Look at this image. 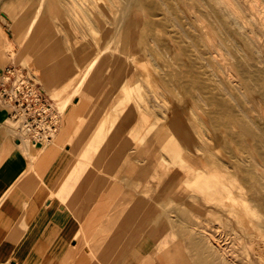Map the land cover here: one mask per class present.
<instances>
[{"label":"rangeland","instance_id":"1","mask_svg":"<svg viewBox=\"0 0 264 264\" xmlns=\"http://www.w3.org/2000/svg\"><path fill=\"white\" fill-rule=\"evenodd\" d=\"M113 1L115 4H113ZM117 1L119 3L116 2V0H38V3H35L37 5H34L35 7L29 10V15H31V21H33V19H35L37 15L42 16L44 14H49L57 20L60 19L62 16H64V18L66 19H71L70 23L64 22L61 24V35H63L64 38L59 40V42L61 43L60 47L55 48L61 52V54L57 56L59 60H56V62L59 61V63L64 64L70 63L72 65L70 67V73L68 74V76H66L60 82H57L56 79L60 76L62 71H53L52 76L51 66L53 64H56L53 67H58L57 63H55V61L43 62L42 57L39 60L32 58V60L28 61L26 64H20L23 67L29 68V70L33 73L36 80L41 84L42 88L44 89L47 97L50 98L53 102V105L59 112L60 116V127L56 136L52 140L40 141V145L42 144V148L45 149L46 147L52 144L60 142L61 138L62 140L65 138L64 141L71 145L72 150L68 153L71 154L73 159L72 162L74 163V166L70 168L69 172L72 184L73 181L78 177V169L79 166H81V159H83V162H81L83 164L80 169H83L84 166H87V170L97 169L100 173H102L105 167L100 165L96 166L95 164H100V161L102 159H108L109 156H105V154L108 152L110 154V151L112 149V141L132 142V139H134V145H132L131 143L130 148H134V168L136 170L135 176H137V170L139 171L142 166L146 165V160L150 152L148 149L149 133H154L157 131L159 133V131H161L162 134L163 131H165V129L168 128V126L170 125L169 123L172 119V110L174 108L177 109L179 113V129L182 132L179 134L175 133V136L178 138L180 144L187 150H185L186 152L190 151V153L192 155H195L196 157H207V159L209 160L212 158L211 156H215L216 159L218 158L219 160H223L220 161V165L223 166L225 170L222 171V173L224 174V181L228 186L229 190L232 191L233 196H231L229 190H225L224 192H222L220 199H214L211 201L200 191H178L176 193H167V195H165V193H158L154 185L150 187L147 183H139L137 182V180L134 183V189L136 190V193L137 191L143 192L142 194L147 199L149 198L150 207L153 213H155L156 215L159 214L160 216H162V214L164 213L171 219V237L172 239L177 241L182 239L183 242H188L187 247L185 248L191 256L192 264H204L201 261L203 260L202 258L204 257V255V259H208L209 257V259H215L216 262H221L220 255L218 253V255H213L211 253L212 248L211 242L209 240L213 238L214 241L216 240L217 243L222 246L221 248L224 250V253L226 254L228 259L235 260L238 263L246 261L245 264H264V162H262L263 164L261 163L262 160L264 161V95H262L264 94V26L260 23L251 24V19L253 17H264V0H247L243 1V3L241 4L242 17L246 21L245 24L247 26L245 31L246 34L237 33V28L231 23H229L227 18H225L224 20L223 16L219 15L218 13V7L214 6L215 4H211L209 0H193V2L192 0ZM129 1H131V3ZM253 1H258L259 9L257 7L253 8L250 5ZM117 3L119 6L117 5ZM202 3L205 4L202 5ZM159 5H161L164 9L159 8L161 7ZM168 6L170 8H168ZM204 7L207 9H205ZM170 9L173 13L170 12ZM4 11H7V9H4ZM161 11L166 12L168 20L173 23L174 31L168 30L167 25L164 26L162 23H160L161 21L159 19ZM209 11H212L213 16L211 15L210 17L207 14V12ZM195 13H197V15ZM206 15H208V17ZM155 16L158 17L156 18ZM204 17L208 20H206L207 22L205 21L206 23L202 22L205 20ZM4 22L6 26L4 24L1 25L0 32L3 34L4 39L8 43L6 46V50L12 54V57H15L16 49H22L24 51H27V49L31 48L34 49V53L46 49L52 50L50 47L53 45L54 42L57 41L54 38H46L40 43H37V41L34 40V30L38 25V21L35 23L32 30L28 34L27 32L29 30V27L31 26V22H28L25 25V28L21 33H15V39L10 40L8 33L11 29V25L8 20H4ZM200 22L203 24H201ZM223 24H226L227 26L225 25V27H221L224 26ZM207 27H210V29ZM185 29L189 31H186ZM211 29L213 30L211 31ZM114 32L119 33V41L116 40V43L112 42V44H108L109 36ZM120 32L123 33L125 37L128 36L129 40L125 39L126 41H124L123 39L122 41L120 36H122L123 34H121ZM207 32L210 33L209 36L207 35ZM167 33L170 34L168 35ZM217 33H219V35H217ZM227 33L229 34V36ZM177 34L178 36L180 35L181 37H179L182 39H180ZM188 34H191V36H189ZM172 35L175 38L172 37ZM243 38H245L247 41H245V39ZM185 39L187 41H185ZM195 41H198V43H193ZM199 45L200 47L198 48ZM202 45H206L207 47L210 45H215L214 50L215 48H217V50L220 48L219 51L222 50V57H228L227 59H224V62L226 61L233 65L234 73L236 72L235 78L237 79V81L239 80L237 86H229L225 82H222V86L224 87V89H226V92H228L230 96H233L231 98L234 104L236 105L237 109L244 113V118L242 117L243 119H235L228 117L219 118L218 116H215L214 113L212 114L213 107H211V104L208 101L207 93L204 89L200 88L199 86L200 82L202 81V78L198 74V70L196 69L194 62L191 58L189 52L190 49H193L195 53L201 55L204 64L206 63L205 65H207L208 67L215 68L220 72L225 71V69L221 66H218L211 57L200 52ZM113 47L115 51L113 50ZM131 47L133 49H136L134 50V53L139 55L143 54L145 58L146 56H151V61L156 62V66L154 64H150L151 68L155 66L153 70L150 68L146 69L147 71L143 70L145 71L143 73H149V70L153 71H150L149 74L147 73L149 75L147 83H150V85H147L148 87L145 88L143 87V93L142 91H135V89L137 88L132 89L131 85L130 89L126 88L125 75L119 81L116 82L112 81V79L110 78L112 67L114 68L113 65L115 62L113 58L118 55L119 59H121L123 51H126ZM98 49L103 50V53H101L99 59L96 60L95 65L87 74L88 76L83 79L86 67L94 58L93 55H95L94 53L98 52ZM177 49L179 50V52L177 51ZM90 53H93L92 56L88 55ZM178 61L180 63H178ZM238 63L239 65H237ZM241 63H243V65ZM14 64L19 65V63ZM177 64L178 67L176 66ZM237 66H239V69ZM183 67L184 69H186L184 70ZM154 70L157 73L154 72ZM239 70L242 71V73ZM141 71L142 70H140V74L142 75L143 73ZM244 71H246L247 73ZM151 72L153 74L155 73L156 75H152ZM163 74L165 75L163 76ZM195 74L196 76H194ZM185 76L187 77L186 79ZM257 77L260 78L262 81L259 80ZM254 82L257 83L258 86H256L257 84H255ZM174 83L175 85L177 84L179 87L177 85L175 86ZM250 84H252V86H250ZM153 86L156 88L155 91L153 90ZM234 88L236 90H234ZM200 92L202 94H200ZM155 94L158 100L152 98ZM129 96L133 98L137 108H140V114H137L133 122L129 119H125L127 113H125V116H123V118L122 115L117 111L118 109H116L117 107L119 108L120 106H122V104H127L128 106L131 105L132 99L130 100ZM254 96L258 97L255 98ZM116 98H118V100ZM205 99L206 101H208V103L204 101ZM155 100H157L158 105L156 109L154 108L155 110L152 108L151 111L149 109L150 105L152 101L154 103ZM261 102H263V105L261 104ZM198 103L201 105H199ZM240 103L242 105H240ZM208 104L210 107H208ZM249 105L251 106L249 107ZM207 108L209 109V111ZM195 112L199 115L201 114L202 117L203 115L204 117L207 116V120L204 121V117L202 118L201 115L199 116ZM141 115L144 120L141 118ZM248 116L249 118L247 119ZM195 120L199 123H196ZM12 125L15 124L12 123ZM121 125H125V127L118 130L119 126ZM15 128H12V133L15 137H18L20 135V132L17 128V124L15 125ZM64 132L68 133L64 136ZM255 134H257L258 136ZM201 135H203L204 137ZM251 135L254 136L252 137ZM97 136L101 137L100 140L102 139V141H100V147L98 148V150H96V152H94V156L87 159L85 158L83 152L89 146L90 142L93 139H96ZM214 136L215 139L213 138ZM261 136L263 139L261 138ZM150 138L155 139L157 137H155V135H152ZM201 138H205V140H207L206 144L202 143ZM216 139H219L220 142L219 140L216 141ZM249 139H253V141H255L252 142ZM29 140L30 139L26 140V143L32 145L31 140ZM78 140L81 141L80 146L77 145V143H79ZM251 142L253 145L250 144ZM219 143L222 146L219 145ZM203 144H205V146H203ZM223 144L226 145L224 146ZM241 144H243V146ZM258 145H260L261 149ZM234 146L237 147L235 148ZM245 146H247V148ZM251 148L252 151L250 150ZM226 149H228L229 152ZM78 150L81 151V153ZM221 151L224 155L221 154ZM236 152L237 155H235ZM243 152H248V155H250L251 157L247 156V153ZM166 156L169 159V155L166 154ZM166 156L164 154V157L167 160ZM261 156L263 157V159ZM249 160H251V163L249 162ZM243 162H249L251 164V169L249 170L250 173L246 172L245 185H247V189L244 188V181L240 176L241 174H243L244 176V173L242 171ZM179 163L180 160L177 159V168H179ZM119 169L121 170V168ZM259 170H262L263 172ZM120 172L121 171L117 172L116 174L120 175ZM253 172L257 173L258 176H260L258 178L261 181L258 185L261 186V188L263 189L260 188L261 191L259 192L261 193L258 192L257 196L255 197L257 205H254V208H250L247 207L245 204L244 194H248L250 191V184L252 183L251 181L254 180L251 178L253 176ZM191 175H193V173H191L190 176ZM236 175L238 176L236 177ZM191 177L194 178L195 174ZM108 184L111 185V182L107 183L106 185ZM121 184L122 182L118 183V185ZM196 198L198 199V201H200V204L202 205L201 210H198L192 204V201ZM261 216L263 217V219ZM228 219H231L232 221H229ZM243 220L245 223L242 222ZM189 232H191L192 235ZM192 236H200L199 238L202 242L200 246L204 250L206 249L208 252H205V254L203 255L199 254V252L196 251V245L192 246L191 244L192 242L190 237ZM218 258L219 260H217ZM247 260H250L251 263H249V261ZM225 262L228 264L227 261Z\"/></svg>","mask_w":264,"mask_h":264},{"label":"crops","instance_id":"2","mask_svg":"<svg viewBox=\"0 0 264 264\" xmlns=\"http://www.w3.org/2000/svg\"><path fill=\"white\" fill-rule=\"evenodd\" d=\"M35 3L38 0H0V26L4 20L10 22V40L32 23L29 10ZM64 22L70 20L42 15L34 40L58 42L52 50L37 53L16 49L15 57L6 50L8 43L0 32V76L11 64L41 57L57 63L58 67L51 66L52 76L53 71H63L66 64L56 62L61 52L55 48L64 38ZM0 105V264H192L185 248L188 242L171 237V219L153 213L149 198L136 193L135 181L145 184L147 176L145 165L135 176L131 142L112 141L110 154H105L108 159L95 164L104 171L88 169L74 189H68L64 184L74 166L68 153L71 145L61 138L45 150L40 144L26 146L12 133L16 123L8 108ZM195 240L191 238L192 246Z\"/></svg>","mask_w":264,"mask_h":264},{"label":"bare ground","instance_id":"3","mask_svg":"<svg viewBox=\"0 0 264 264\" xmlns=\"http://www.w3.org/2000/svg\"><path fill=\"white\" fill-rule=\"evenodd\" d=\"M44 1V0H43ZM77 1V0H76ZM189 1V0H188ZM191 1V0H190ZM210 1V3L211 4H215L214 6H217L218 7V13H219V15H222L223 16V19L225 20V18H227L228 19V22L229 23H231L232 25H234L236 28H237V33H239V34H244L245 33V31H246V24H245V20L243 19V17H242V7H241V4L243 3V1H247V0H209ZM62 2V1H61ZM116 2H118L117 0H116ZM130 3H131V1H129ZM149 2V1H148ZM156 2V1H155ZM187 2V1H186ZM192 2H193V0H192ZM201 2V1H200ZM92 3V2H91ZM119 3V2H118ZM118 3H117V5H118ZM121 3V2H120ZM157 3V2H156ZM159 3V2H158ZM113 4H115L114 3V1H113ZM203 4H205V3H202V5ZM129 5V4H128ZM147 5V4H146ZM158 5V4H157ZM172 5V4H171ZM197 5V4H196ZM253 8H255V7H257L258 9H259V5H258V1L256 2V1H253V2H251V4H250ZM75 6V5H74ZM119 6V5H118ZM159 6H161V5H159ZM175 6V5H174ZM244 6V5H243ZM129 7V6H128ZM176 7V6H175ZM199 7V6H198ZM197 7V8H198ZM41 8H42V6H41ZM80 8V7H79ZM159 8H163L162 6L161 7H159ZM168 8H170L169 6H168ZM205 8V7H204ZM164 9V8H163ZM173 9H175V8H173ZM205 9H207V8H205ZM204 9V10H205ZM251 9V8H250ZM86 10H88V9H86ZM171 10V9H170ZM169 10V11H170ZM202 10V9H201ZM208 10H209V8H208ZM75 11V10H74ZM151 11V10H150ZM168 11V10H167ZM178 11V10H177ZM260 11V10H259ZM129 12V11H128ZM155 12V11H154ZM170 12H172V10L170 11ZM175 12V11H174ZM179 12V11H178ZM194 12V11H193ZM200 12V11H199ZM214 12V11H213ZM113 13V12H112ZM156 13V12H155ZM173 13V12H172ZM162 14V15H161ZM196 15H197V13H195ZM207 14L211 17V15H212V11L210 12H207ZM258 14V13H257ZM82 15V14H81ZM84 15V14H83ZM159 15V14H158ZM174 15V14H173ZM203 15V14H202ZM208 15H206L207 17H208ZM3 16V15H2ZM185 16V15H184ZM213 16V15H212ZM215 16V15H214ZM255 16V15H254ZM6 17V16H5ZM41 17V15H37L36 17H35V19H33V21H32V23H31V26L29 27V30H28V32H27V34L32 30V28H33V26L35 25V23L39 20V18ZM156 17V16H155ZM158 17V16H157ZM156 17V18H157ZM169 17V16H168ZM178 17V16H177ZM252 17V16H251ZM87 18V17H86ZM154 18V17H153ZM182 18V17H181ZM186 18V17H185ZM205 18V17H204ZM89 19V18H88ZM188 19V18H187ZM71 20V19H70ZM124 20V19H123ZM161 22L160 23H162L164 26H166L167 25V29L168 30H171V31H174V26H173V23H171L170 22V20H168V18H167V16H166V12H160V19H159ZM158 20V21H159ZM204 20V19H203ZM207 19L205 18V20L204 21H202V19H201V21L203 22V23H206L207 21H206ZM252 22H251V24L252 23H260V24H262L263 26H264V17H262V16H259V17H257V18H255V17H253L252 19ZM200 21V20H199ZM206 21V22H205ZM220 21V20H219ZM227 21V20H226ZM87 22V21H86ZM90 22V21H89ZM93 22V21H92ZM180 22H181V20H180ZM222 22V21H221ZM157 23H159V22H157ZM186 23V22H185ZM201 23V22H200ZM203 23H201V24H203ZM162 24H160V25H162ZM179 24V23H178ZM227 24V23H226ZM225 24V25H226ZM230 24V25H231ZM247 24H249V23H247ZM123 25H124V23H123ZM206 25V24H205ZM224 25V24H223ZM225 25L224 26H221V27H225ZM231 25V26H232ZM227 26V25H226ZM249 26V25H248ZM183 27H184V25H183ZM185 27H187V26H185ZM220 27V26H219ZM252 27V26H251ZM121 28V27H120ZM207 28H209L210 29V27H207ZM206 28V29H207ZM122 29V28H121ZM224 29V28H223ZM222 29V30H223ZM226 29V28H225ZM233 29V28H232ZM186 30V29H185ZM198 30H199V28H198ZM213 29H211V31H212ZM227 30V29H226ZM121 31V30H120ZM141 31V30H140ZM186 31H189V30H186ZM191 31V30H190ZM209 31V30H208ZM123 32V31H122ZM121 33V32H120ZM152 33V32H151ZM182 33V32H181ZM186 33H188V32H186ZM190 33V32H189ZM202 33H203V31H202ZM208 33V32H207ZM223 33V32H222ZM121 34H123V33H121ZM153 34V33H152ZM160 34V33H159ZM168 34V33H167ZM170 34V33H169ZM168 34V35H169ZM173 34V33H172ZM209 34L210 33H208L207 35L209 36ZM215 34V33H214ZM228 34V33H227ZM246 34V33H245ZM255 34V33H254ZM186 35V34H185ZM189 35V34H188ZM206 35V36H207ZM212 35H213V32H212ZM211 35V36H212ZM217 35H219V33H217ZM225 35V34H224ZM177 36H178V34H177ZM180 36V35H179ZM178 36V37H179ZM189 36H191V34L189 35ZM205 36V37H206ZM210 36V37H211ZM223 36V35H222ZM228 36H229V34H228ZM253 36V35H252ZM121 37V39H122V41H123V39H124V41H126V40H129V38H128V36H124V34L122 35V36H120ZM172 37H174L173 35H172ZM181 37V36H180ZM179 37V38H180ZM175 38V37H174ZM196 38V37H195ZM194 38V39H195ZM217 38V37H216ZM254 38H255V36H254ZM126 39V40H125ZM160 39V38H159ZM177 39V38H176ZM180 39H182V38H180ZM191 39H192V37H191ZM209 39V38H208ZM211 39V38H210ZM243 39H245V38H243ZM97 40V39H96ZM119 41V33H116V32H114V33H112L110 36H109V39H108V44H112V42L114 43L115 41ZM165 40V39H164ZM179 40V39H178ZM196 40V39H195ZM200 40V39H199ZM215 40V39H214ZM217 40V39H216ZM255 40H256V38H255ZM259 40V39H258ZM170 41V40H169ZM185 41H187L186 39H185ZM211 41V40H210ZM218 41V40H217ZM245 41H247L246 39H245ZM249 41V40H248ZM252 41V40H251ZM102 42H103V39H102ZM196 42L198 43V41H195V42H193V43H195L196 44ZM200 42V41H199ZM216 42V41H215ZM263 42V41H262ZM116 43V42H115ZM140 43V42H139ZM204 43V42H203ZM231 43V42H230ZM260 43V42H259ZM258 43V44H259ZM181 44V43H180ZM187 44V43H186ZM189 44V43H188ZM191 44V43H190ZM235 44V43H234ZM125 45V44H124ZM208 45V44H207ZM263 45V44H262ZM112 46V45H111ZM152 46V45H151ZM172 46H173V44H172ZM179 46V45H178ZM177 46V47H178ZM181 46V45H180ZM188 46H190V45H188ZM211 46V47H210ZM210 46H204V45H202V47H201V51L200 52H202V53H204L205 55H207V56H209V57H211L212 59H213V61L218 65V66H221V67H223L224 69H225V71H223V72H220V71H218L217 69H215V68H210V67H208L207 65H205L204 64V62H203V59H202V57H201V55H199L198 53H195V51H193V49H190V55H191V58H192V60H193V62H194V65H195V67H196V69L198 70V74L201 76V78H202V81L200 82V88H202V89H204L205 91H206V93H207V98H208V101L210 102V104H211V107H213V110H212V114L214 113L215 114V116H218L219 118L220 117H228V118H235V119H237V118H244V113H242V111H240L239 109H237V107H236V105L234 104V102H233V100H232V98L231 97H233V96H230V94H228V92H226V89H224V87L222 86V82H225L227 85H229V86H237V84H238V81H237V79L235 78V73H234V67H233V65L232 64H230V63H228V62H224V59H227V58H225L224 56L222 57V53H221V51L222 50H220L219 51V49L217 50V48H215V50H214V47H215V45L213 46V45H210ZM261 46V45H260ZM140 47H141V45H140ZM160 47V46H159ZM166 47V46H165ZM200 47V45L198 46V48ZM236 47V46H235ZM235 47H233V48H235ZM241 47V46H240ZM263 47H264V45H263ZM85 48H87V47H85ZM175 48V47H174ZM213 48V49H212ZM251 48V47H250ZM256 48V47H255ZM88 49H89V47H88ZM91 49V48H90ZM118 49V48H117ZM116 49V50H117ZM140 49V48H139ZM152 49V48H151ZM161 49V48H160ZM166 49V48H165ZM179 49V48H178ZM177 49V51L179 52V50ZM252 49V48H251ZM263 49V48H262ZM112 50V49H111ZM113 50H114V47H113ZM134 50H136V49H133L132 47L130 48V49H127L126 51H123V55H122V57H121V59H119V56L118 55H116L114 58H113V60L115 61L114 62V68L112 67V72H111V74H110V78L112 79V81H119L124 75H125V78H126V80H125V82H126V88H129L130 89V85L132 86V89H135V88H137V89H135V91L136 90H138L139 92H141L142 90L144 91V88L145 87H148L147 85H150V83H147V81H148V74L150 73V71H152L153 70V68L156 66V62H152L151 61V59L152 58H150L151 56H146V58H145V56L143 55V54H141V55H139V54H136V53H134ZM235 50H238V49H235ZM258 50V49H257ZM261 50V49H260ZM259 50V51H260ZM115 51V50H114ZM262 51V50H261ZM139 52H140V50H139ZM163 52H165V51H163ZM240 52V51H239ZM238 52V53H239ZM101 53H103V50H100V49H98V52H96V53H94L95 55H93V59L90 61V63L88 64V66L86 67V70H85V75L83 76V79H85V77L86 76H88L87 74L90 72V70L92 69V67L95 65V62H96V60L97 59H99V57H100V55H101ZM112 53V52H111ZM181 53V52H180ZM254 53V52H253ZM92 54L93 53H90V54H88V55H91L92 56ZM113 54V53H112ZM157 54V53H156ZM160 54H161V52H160ZM167 54H168V51H167ZM186 54V53H185ZM231 54V53H230ZM246 54V53H245ZM255 54V53H254ZM260 54V53H259ZM165 55V54H164ZM173 55V54H172ZM232 55V54H231ZM160 56V55H159ZM241 56V55H240ZM243 56V55H242ZM245 56V55H244ZM231 58H232V56H231ZM242 59V58H241ZM171 60V59H170ZM243 60H244V58H243ZM172 61H174V60H172ZM190 61V60H189ZM210 61H212V60H210ZM209 61V62H210ZM228 61V60H227ZM151 62V63H150ZM176 62V61H175ZM240 62V61H239ZM173 63V62H172ZM178 63H180L179 61H178ZM213 63V62H212ZM236 63V62H235ZM150 64H154L155 66L154 67H150ZM176 64V63H175ZM242 65H243V63H241ZM240 64V65H241ZM184 65H186V64H184ZM237 65H239V63L237 64ZM241 65V66H242ZM245 65V64H244ZM260 65V64H259ZM58 66V65H57ZM72 65L70 64V63H66V65L63 67L64 68V71H62V73L60 74V76L56 79V81L58 82H60L62 79H64L66 76H68V74L70 73V67H71ZM177 67H178V64L176 65ZM175 66V67H176ZM238 67V69H239V66H237ZM243 67V66H242ZM246 67V66H245ZM152 69V70H149V73L148 72H146V73H143V72H145V71H143V70H146V69ZM174 68V67H173ZM189 68V67H188ZM236 68V67H235ZM170 69V68H169ZM183 69H184V67H183ZM186 69V68H185ZM184 69V70H185ZM247 69H249V68H247ZM253 69V68H252ZM140 70H142L141 72L143 73L142 75L140 74ZM156 70H158V69H156ZM161 70V69H160ZM183 70V71H184ZM237 70V69H236ZM147 71V70H146ZM178 71V70H177ZM192 71V70H191ZM190 71V72H191ZM240 71V70H239ZM248 71V70H247ZM153 72V71H152ZM151 72V73H152ZM154 72H156L155 70H154ZM161 72V71H160ZM172 72V71H171ZM241 73H242V71H240ZM244 72H246V71H244ZM252 72H256V71H252ZM148 73V74H147ZM157 73V72H156ZM196 73H197V71H196ZM247 73V72H246ZM258 73V72H257ZM146 74H147V76H146ZM155 74V73H154ZM153 73H152V75H154ZM172 74H174V73H172ZM177 74V73H176ZM198 74H197V77H198ZM253 74H256V73H253ZM121 75V76H120ZM151 75V76H152ZM156 75V74H155ZM165 74H163V76H164ZM178 75V74H177ZM190 75V74H189ZM192 75V74H191ZM249 75H251V74H249ZM160 76V75H159ZM158 76V77H159ZM194 76H196V74L194 75ZM253 76V75H252ZM162 77V76H161ZM155 78H157V77H155ZM184 78V77H183ZM187 77L185 76V79H186ZM238 78V77H237ZM258 78V77H257ZM256 78V79H257ZM153 79V78H152ZM164 79H165V77H164ZM259 80H261L260 78H258ZM258 80V81H259ZM160 81H161V79H160ZM164 81V80H163ZM248 81V80H247ZM262 81V80H261ZM154 82V81H153ZM156 82H158V81H156ZM167 82V81H166ZM183 82V81H182ZM190 82V81H189ZM197 82V81H196ZM199 82V81H198ZM163 83V82H162ZM255 83V82H254ZM259 83V82H258ZM152 84V83H151ZM169 84V83H168ZM185 84V83H184ZM190 84H192V83H190ZM255 84H257V83H255ZM170 85V84H169ZM174 85H175V83H174ZM177 85V84H176ZM175 85V86H176ZM152 86V85H151ZM160 86V85H159ZM161 86H164V85H161ZM171 86H173V85H171ZM178 86V85H177ZM249 86V85H248ZM250 86H252V84H250ZM256 86H258V84L256 85ZM144 87V88H143ZM154 87V86H153ZM179 87V86H178ZM185 87V86H184ZM161 88V87H160ZM186 88H188V87H186ZM190 88V87H189ZM259 88V87H258ZM152 89V88H151ZM163 89V88H162ZM173 89V88H172ZM196 89V88H195ZM230 89H232V88H230ZM262 89V88H261ZM261 89H260V92H261ZM154 91L156 90V88L154 87V89H153ZM164 90V89H163ZM165 90H166V88H165ZM188 90V89H187ZM229 90V89H228ZM234 90H236L235 88H234ZM143 91H142V93H143ZM146 91V90H145ZM173 91V90H172ZM230 91V90H229ZM259 91V90H258ZM148 92V91H147ZM160 92V91H159ZM191 93V92H190ZM205 93V92H204ZM205 93V94H206ZM264 93V92H263ZM137 94V93H136ZM200 94H202L201 92H200ZM205 94H204V97H205ZM239 94V93H238ZM122 95V94H121ZM142 95V94H141ZM144 95V94H143ZM168 95V94H167ZM199 95V94H198ZM232 95H234V94H232ZM262 95H264V94H262ZM146 96V95H145ZM177 96V95H176ZM236 96V95H235ZM237 96H239V95H237ZM245 96V95H244ZM130 97V100H131V105H127V104H122V106H120L119 108L117 107L116 109H118L117 111L122 115V117L123 116H125V113H127V116L125 117V119H129L130 121H132L133 122V120H134V118L137 116V114H140L139 112H140V108H137V106H136V104H135V101L133 100V98L131 97V96H129ZM135 97V96H134ZM193 97V96H192ZM247 97V96H246ZM255 97V96H254ZM258 97V96H257ZM257 97H255V98H257ZM152 98H155V99H157V96H156V94L152 97ZM189 98V97H188ZM235 98V97H234ZM260 98V97H259ZM117 100H118V98H116ZM173 99V98H172ZM195 99V98H194ZM116 100V101H117ZM158 100V99H157ZM157 100H155V102L153 103V101H152V103H151V105H150V110L153 108H155L156 109V107H157V105H158V103H157ZM181 100V99H180ZM193 100V99H192ZM187 101V100H186ZM204 101H206V99L204 100ZM208 101H206L207 103H208ZM257 102V101H256ZM259 103V102H258ZM263 102H261V104H262ZM145 104H147V103H145ZM164 104V103H163ZM187 104V103H186ZM199 104V103H198ZM75 105V104H74ZM141 105V104H140ZM199 105H201V104H199ZM240 105H242L241 103H240ZM254 105V104H253ZM263 105V104H262ZM143 106V105H142ZM186 106V105H185ZM191 106V105H190ZM193 106V105H192ZM203 106V105H202ZM239 106V105H238ZM251 105H249V107H250ZM264 106V105H263ZM144 107V106H143ZM195 107V106H194ZM193 107V108H194ZM208 107H210L209 106V104H208ZM247 107V106H246ZM258 107V106H257ZM190 108V107H189ZM192 108V107H191ZM205 108V107H204ZM154 109V110H155ZM208 109V108H207ZM211 109V108H210ZM241 109H242V107H241ZM245 109V108H244ZM248 109V108H247ZM260 109V108H259ZM186 110V109H185ZM152 111V110H151ZM195 111V110H194ZM194 111H192V112H194ZM208 111H209V109H208ZM246 111V110H245ZM148 112V111H147ZM247 112H248V110H247ZM167 113H168V111H167ZM166 113V114H167ZM196 113V112H195ZM210 113H211V111H210ZM164 114V113H163ZM165 114V115H166ZM194 114V113H193ZM196 114H198V113H196ZM204 114V113H203ZM199 115V114H198ZM201 115V114H200ZM199 115V116H200ZM144 116H147V115H144ZM178 116H179V113H178V111H177V109H173L172 110V112H171V117H172V119H171V122L169 123L170 125L168 126V128H166L165 129V131H163V133L161 134V131H159V133H158V131L157 132H154V133H149V140H148V145H149V147H148V149H149V155H148V157H147V160H146V167H145V175L147 176L146 178H143V181L145 182V183H147L148 184V186H152V185H154L155 186V188H156V190H157V192L158 193H162V194H164V193H176V192H178V191H180V192H184V191H187V190H191V191H200V192H202L203 194H204V196H207L208 197V199H210V201L211 200H217V199H220L221 197V194H222V192H224L225 190L226 191H228L229 190V188H228V186L226 185V183H225V181H224V174L222 173V171H225L224 170V167L223 166H221L220 165V161H223V160H219L218 158L216 159L215 158V156H211L212 158L211 159H207V157H196L195 155H192L191 153H190V151H188V152H186L187 150L180 144V142H179V140H178V138L175 136V133H181L182 131L179 129V121H178ZM190 116V115H189ZM215 116H214V118H215ZM194 117H195V115H194ZM201 117H202V115H201ZM203 117H204V115H203ZM202 117V118H203ZM124 118V117H123ZM141 118L144 120V118L142 117V115H141ZM166 118V117H165ZM181 118H183V117H181ZM197 118V117H196ZM207 116L206 117H204V121H206L207 119ZM211 118V117H210ZM209 118V119H210ZM242 118V119H243ZM249 118V116L247 117V119ZM157 119V118H156ZM200 119V118H199ZM166 120V119H165ZM193 120H194V118H193ZM212 120V119H211ZM227 120V119H226ZM228 120H231V119H228ZM256 120V119H255ZM196 121V120H195ZM251 121V120H250ZM211 122V121H210ZM196 123H199L198 121H196ZM203 123H205V122H203ZM207 123V122H206ZM216 124V123H215ZM210 125V124H209ZM213 125V124H212ZM246 125V124H245ZM253 125V124H252ZM193 126H194V124H193ZM221 126V125H220ZM264 126V125H263ZM123 127H125V125H121V126H119V128H118V130H120L121 128H123ZM202 127V126H201ZM213 127V126H212ZM246 127V126H245ZM71 128V127H70ZM67 129H69V128H67ZM237 129V128H236ZM249 129V128H248ZM253 129V128H252ZM251 129V130H252ZM226 130V129H225ZM255 130V129H254ZM253 130V131H254ZM150 131V130H149ZM174 131H176V132H174ZM203 131V130H202ZM206 131V130H205ZM210 132V131H209ZM212 132H213V130H212ZM255 132V131H254ZM218 133V132H217ZM220 133H222V132H220ZM220 133H219V135H220ZM225 133H227V132H225ZM18 134V133H17ZM72 134H74V133H72ZM207 134V133H206ZM229 134H230V132H229ZM229 134H227V135H229ZM243 134V133H242ZM254 134V133H253ZM152 135H155V137H157V138H155V139H153V138H150ZM216 135V134H215ZM234 135H236V134H234ZM255 135H257V134H255ZM58 136V135H57ZM201 136H203V135H201ZM231 136V135H230ZM237 136H238V134H237ZM244 136V135H243ZM250 136V135H249ZM252 137L254 136V135H251ZM258 136V135H257ZM19 137H22L23 139H24V141H25V145L26 146H28V143H26V140H28L25 136H23V135H19ZM204 137V136H203ZM229 137V136H228ZM240 137V136H239ZM238 137V138H239ZM242 137V136H241ZM256 137V136H255ZM57 138V137H56ZM100 138L101 137H99V136H97V138L96 139H93L91 142H90V144H89V146L84 150V156H85V158H91L92 156H94V152H96V150H98V148L100 147V141H102V139L100 140ZM214 139H215V136L213 137ZM251 138V137H250ZM260 138V137H259ZM261 138H262V136H261ZM260 138V139H261ZM71 139V138H70ZM202 139V138H201ZM219 139H220V137H219ZM219 139H216V141L217 140H219ZM244 139V138H243ZM253 139H255V138H253ZM253 139H249V140H251L252 142H254L253 141ZM258 139V138H257ZM259 139V140H260ZM263 139V138H262ZM235 140V139H234ZM264 140V139H263ZM262 140V141H263ZM30 141V140H29ZM202 141V143H205L206 144V141L207 140H205V138L204 139H202L201 140ZM214 141V140H213ZM230 141H231V139H230ZM57 142V141H56ZM132 142H133V145H134V139H132ZM131 142V143H132ZM182 142V141H181ZM187 142V141H186ZM215 142V141H214ZM219 142H220V140H219ZM252 142L250 143V144H252ZM256 142H258V141H256ZM209 143V142H208ZM216 143V142H215ZM221 143H222V141H221ZM31 144H33V145H39L40 143L37 141H34V140H31ZM205 144H203V146H205ZM214 144V143H213ZM212 144V145H213ZM217 144H218V142H217ZM239 144H240V140H239ZM42 145V144H41ZM208 145V144H207ZM211 145V144H210ZM219 145H221L220 143H219ZM224 145V144H223ZM226 145V144H225ZM224 145V146H225ZM235 145V144H234ZM242 146H243V144H241ZM253 145V144H252ZM262 145V144H261ZM216 146H218V145H216ZM215 146V147H216ZM222 146V145H221ZM221 146H219V147H221ZM233 146V145H232ZM259 146V148H260V145H258ZM214 147V146H213ZM235 147V146H234ZM233 147V148H234ZM237 147V146H236ZM235 147V148H236ZM246 148H247V146H245ZM249 147V146H248ZM211 148V147H210ZM216 149V148H215ZM217 149H218V147H217ZM261 149V148H260ZM45 150V149H44ZM186 150V151H185ZM210 150V149H209ZM220 150H221V148H220ZM227 151H228V149H226ZM231 150V149H230ZM235 150V149H234ZM237 150V149H236ZM246 150H248V149H246ZM251 151H252V148L250 149ZM219 151V150H218ZM239 151V150H238ZM243 151V150H242ZM205 152V151H204ZM229 152V151H228ZM230 153H231V151H230ZM243 153H247V156H250V155H248V152H243ZM258 153H260V152H258ZM164 154H165V156H166V154H168L169 155V159H168V157H167V160L165 159V157H164ZM206 154V153H205ZM208 154V153H207ZM212 154H213V152H212ZM211 154V155H212ZM221 154H222V151H221ZM257 154V153H256ZM255 154V155H256ZM209 155V154H208ZM207 155V156H208ZM222 155H224V154H222ZM235 155H237V152H236V154ZM258 155V154H257ZM240 156V155H239ZM226 157V156H225ZM224 157V158H225ZM231 157H232V155H231ZM235 157V156H234ZM251 157V156H250ZM262 157V156H261ZM260 157V158H261ZM177 159L178 160H180V163H179V168H177V165H176V161H177ZM234 159V158H233ZM251 159V158H250ZM262 159H263V157H262ZM252 160V159H251ZM251 160H249V162L251 161ZM259 160V159H258ZM236 161H237V159H236ZM82 162H83V159H82ZM219 162V163H218ZM228 162V161H227ZM247 163V162H243V164H242V171H243V173H244V176H243V174H241L240 176L242 177V180L245 182L246 181V172H249L250 173V169H251V162L250 163ZM262 162H264L263 160L261 161V163ZM224 163V162H223ZM232 163V162H231ZM80 164H81V166H79V169H78V177L73 181V183L71 184V182H72V180H70V177H68L67 178V181H69V182H67L65 185L66 186H69L68 187V189H74V187L76 186V184H77V181H78V179H79V177L82 175V174H84L86 171H87V166H84L83 167V169H80L81 167H82V164L83 163H81L80 162ZM230 164V163H229ZM258 164H260V163H258ZM263 164V163H262ZM261 164V165H262ZM231 165V164H230ZM236 166V165H235ZM241 166V165H240ZM233 167V166H232ZM253 167V166H252ZM261 167V166H260ZM262 168V167H261ZM142 169H143V167H141L139 170H141L142 171ZM226 169V168H225ZM229 169V168H228ZM263 169V168H262ZM144 170V169H143ZM235 170V169H234ZM138 171V170H137ZM236 171H238V170H236ZM253 171V170H252ZM259 171H262V170H259ZM227 172V171H226ZM238 172H240V171H238ZM256 172V171H255ZM255 172H253L252 174H253V176L251 177L252 179H254V180H252L251 182V184H250V191H249V193L247 194H244V200H245V204H246V206L247 207H250V208H254L255 206L254 205H257V203H256V196H257V193L259 192V191H261L260 190V188H261V186H259L258 184H260V179L258 178V177H260V176H258V174L257 173H255ZM258 172V171H257ZM263 172V171H262ZM191 173H193V175H191V176H194V174H195V177L194 178H192L191 176H190V174ZM228 173V172H227ZM229 174V173H228ZM233 174V173H232ZM231 174V175H232ZM230 175V176H231ZM259 175H261V174H259ZM229 176V177H230ZM238 175H236V177H237ZM249 176V175H248ZM247 176V177H248ZM238 180V179H237ZM230 181V180H229ZM243 182V184H244V188L245 189H247V185H245L246 184V182L244 183ZM188 186V187H187ZM121 188V187H120ZM261 189H263V188H261ZM120 190V189H119ZM264 191V190H263ZM229 192L231 193V196H233V194H232V191L231 190H229ZM259 193H261V192H259ZM261 195V194H260ZM198 197V196H197ZM237 199V198H236ZM239 199V198H238ZM226 201V200H225ZM192 204H193V206L195 207V208H197L198 210H201V207H202V205L200 204V201H198V199L196 198V199H194L193 201H192ZM227 204V203H226ZM179 206V205H178ZM230 206V205H229ZM232 207V206H231ZM182 209V208H181ZM239 209V208H238ZM259 209H261V208H259ZM221 210V209H220ZM243 210V209H242ZM241 211V210H240ZM184 212V211H183ZM264 213V212H263ZM264 215V214H263ZM262 217V216H261ZM242 218V217H241ZM245 218V217H244ZM262 219H263V217H262ZM229 221L231 220V219H228ZM239 220V219H238ZM232 221V220H231ZM246 221H248V220H246ZM242 222H244V220L242 221ZM245 223V222H244ZM247 223V222H246ZM250 223V222H249ZM193 224H194V222H193ZM196 224V223H195ZM246 225H248V224H246ZM245 225V226H246ZM251 227V226H250ZM248 228V227H247ZM262 231V230H261ZM204 232V231H203ZM190 234H191V232H189ZM200 233V232H199ZM256 234V233H255ZM192 235V234H191ZM194 235H196V234H194ZM258 235V234H257ZM200 237V236H199ZM198 236L196 237H190V238H194V239H196L195 241V245H196V248H197V250L196 251H198L199 252V254H205V252H208L206 249L204 250L203 248H201V246H200V244L202 243L201 242V239L199 238ZM201 237H203V236H201ZM240 237V236H239ZM205 238V237H204ZM214 239V238H213ZM213 239H211V240H209L210 242H211V248H212V250H211V253L213 254V255H215V254H219L220 255V260H221V262L219 263L218 261L216 262V260L215 259H213V258H210L209 259V257H208V259L206 258V259H204V257H205V255H204V257L202 258L203 260H201L202 261V263H204V264H224V262L225 261H227L228 262V264H245L246 263V261H242L241 263H238L237 261H235V260H231V259H228L227 258V256H226V254L224 253V250L221 248L222 246L219 244V243H217V241L215 240H213ZM190 241V240H189ZM205 241V240H204ZM192 242V241H191ZM255 242V241H254ZM253 243V242H252ZM192 244V243H191ZM208 244H209V242H208ZM228 244V243H227ZM194 246V245H193ZM209 246H210V244H209ZM257 248V247H256ZM207 249H209V248H207ZM228 249V248H227ZM242 253V252H241ZM217 254V255H218ZM230 254V253H229ZM228 254V255H229ZM231 255V254H230ZM197 258V257H196ZM248 259V258H247ZM217 260H219V258L217 259ZM198 261V260H197ZM247 261H249V263H251L250 262V260H247ZM253 262V261H252ZM167 263V262H166ZM197 264V263H196ZM198 264H200V263H198ZM225 264H227L226 262H225ZM248 264V263H247Z\"/></svg>","mask_w":264,"mask_h":264},{"label":"built area","instance_id":"4","mask_svg":"<svg viewBox=\"0 0 264 264\" xmlns=\"http://www.w3.org/2000/svg\"><path fill=\"white\" fill-rule=\"evenodd\" d=\"M0 104L8 108L20 135L40 142L58 133L59 112L29 68L16 64L5 68L0 76Z\"/></svg>","mask_w":264,"mask_h":264}]
</instances>
